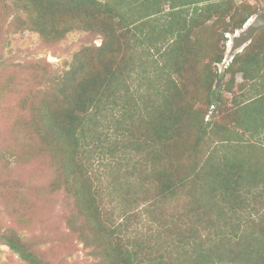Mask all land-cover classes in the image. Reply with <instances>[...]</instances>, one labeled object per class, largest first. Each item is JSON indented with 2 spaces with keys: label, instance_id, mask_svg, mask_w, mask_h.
Returning <instances> with one entry per match:
<instances>
[{
  "label": "trees",
  "instance_id": "trees-1",
  "mask_svg": "<svg viewBox=\"0 0 264 264\" xmlns=\"http://www.w3.org/2000/svg\"><path fill=\"white\" fill-rule=\"evenodd\" d=\"M121 5L136 17H124ZM9 11L15 30L38 33L46 46L72 30L101 35L102 42L75 53L61 73L37 61L9 68L0 58V161L7 156L41 166L48 174L43 200L49 205L60 198L62 204L54 223L47 216L53 234L50 246L40 250L47 235L18 233L41 221L32 216L38 205L15 192L8 200L15 207L7 205L15 226L0 233V245L25 264H61L54 243L67 251L73 239L90 248L95 264H264V232L256 225L264 211L249 222L239 213L264 198V140L237 146L229 133L231 124L250 138L264 129V28L217 72L224 35L242 29L255 10L234 9L227 0H0V18ZM2 28L0 23V33ZM135 73L144 92L131 89ZM236 73L243 81L237 90L257 79L260 90L248 104L235 103L224 126L221 92H232ZM112 121L121 139L108 147L99 128ZM213 135L218 148L235 149L231 158L224 149L229 160L222 164L215 161L218 148L210 146ZM105 147L119 149L120 157L110 154L118 170L104 184L93 157ZM141 152L151 170L139 161L140 168H124L120 182L122 165ZM0 180L12 196L13 180ZM179 192L189 208L172 222L155 202Z\"/></svg>",
  "mask_w": 264,
  "mask_h": 264
},
{
  "label": "rangeland",
  "instance_id": "rangeland-1",
  "mask_svg": "<svg viewBox=\"0 0 264 264\" xmlns=\"http://www.w3.org/2000/svg\"><path fill=\"white\" fill-rule=\"evenodd\" d=\"M230 1L231 5L236 8H240L241 6L248 5L250 6L253 10H255L256 14H254L252 17L264 12V0H227ZM204 3H200L202 6ZM121 11L122 13H125L124 17H131L132 19L136 17L135 10H132V13H127L126 14V7L121 5ZM168 6L164 7V11H166ZM130 10V9H129ZM13 19V14L9 11L6 14V17H1L0 18V23H2V29L0 33V58L2 61L5 62V66L12 68L11 66L14 64H23V63H28V62H45L51 66L52 70H55L56 73H61L65 72L70 68V64L73 60V56L75 53L79 52L83 47H89V46H100L102 42V37L101 35H96L94 36L92 33L89 31H80V30H72L69 31L68 33L65 34V36L56 44L52 46H46L41 37L39 36L38 33L32 32L30 30H15L14 27L11 25V20ZM225 22L229 21V18L226 16L225 17ZM211 24L209 22L203 24L202 28L206 29L208 26ZM228 28L231 27L230 23H227ZM244 27V26H243ZM242 27V29H243ZM242 29L235 31L233 34L232 33H226L224 37L226 38L225 40V54H224V59L222 63L217 65V72L219 74H222L224 68L227 66L228 62L230 61L231 57L235 54L240 52L246 45H244L240 50L235 51L233 53H229L230 47L228 44L231 43V40L233 36L238 34ZM144 47V46H143ZM145 48V47H144ZM137 52H140L141 49L135 48ZM149 51L155 54V49L154 48H149ZM157 59L158 56L155 55L153 56L152 59ZM134 76V81L131 82V89L137 90L144 92V83L141 81V77L137 76V74H133ZM228 78V75L227 77ZM235 83L233 86L232 92H221V97L224 101L223 105L221 106L222 114H224L226 117H222L223 115L221 114V124L225 126L226 119L230 117V114L236 110L235 103H241V105L248 104L251 102V97L257 93L260 89L257 86V83L259 84L260 80L257 79V82L250 83L249 81L244 82V88L243 90H237V84L243 83L242 79L240 78V73H236L234 76ZM264 83V80L262 81ZM219 85H221V81H217L215 88H218ZM140 100H138L139 102ZM141 103V102H140ZM215 104V103H214ZM3 106H7L6 103L3 104ZM252 110L249 113H252ZM9 110H4V114L6 115ZM120 115V113L117 114V116ZM214 115V114H213ZM215 119L219 117L218 115H214ZM120 118V116L118 117ZM208 119V117H206ZM218 119V118H217ZM229 128L232 129L230 130L229 133H231V137L233 140L230 142V144H238L239 146L242 141H245V143L242 144H247V140H250L251 142L254 141H259V140H264V129L259 131V134L257 136H254V138H250L249 134H246L245 132L242 133L241 129L233 126L232 124L229 126ZM100 131L105 133L107 135V140L101 142L105 146L112 145L113 142H119L121 139V131L118 127V124L115 121H112L110 124L108 122L104 123L102 122L101 127L99 128ZM219 133V134H218ZM222 131H217L218 135H213L211 136L210 139V146L211 147H219L222 144L221 143H215L216 139L219 138L221 135ZM238 140V141H236ZM218 140H216L217 142ZM262 143V141H260ZM102 146V145H101ZM234 146V145H233ZM236 146V145H235ZM241 146V145H240ZM108 147H105L106 150L102 154H97L98 151L94 154V166L96 167V170L101 173L99 176L102 179V182L105 184L107 180H111V173L115 172L118 170V168H115V164L113 163V159L110 157L111 153H114V157L116 161L119 160L120 157V152L119 149L117 150H110L108 151ZM94 148V146H93ZM102 148V147H101ZM103 148V149H105ZM242 151L244 150L243 147ZM99 149V148H97ZM224 149H229V152L227 153V158H231L233 156L235 149L231 147H226ZM224 149L218 148V154L215 155V161L220 160L221 164L223 162H226L227 159L224 156ZM100 156L102 158H105L103 161L104 163H101L98 161L100 160ZM144 154L137 153L135 155H131L128 160H126V163L122 165L121 169L117 173V177L120 179V182L124 180L122 177L124 168L126 169H131L132 165L135 164L137 168L142 167V164L139 163H145L144 166L147 168V171L151 170V167H149L148 162H144L142 157ZM226 158L225 161H223V158ZM142 159V160H141ZM102 161V162H103ZM136 161V163H135ZM106 162V163H105ZM110 162V167H108V164ZM139 163V164H138ZM105 164V165H104ZM182 164V161L181 163ZM220 164V165H221ZM5 166H7L6 171L4 170ZM41 166H28L24 162H15L11 157H5V159L0 161V177H5V179H12L13 182L11 181V187L10 190L12 191V196L7 193V191L2 188L3 184H1L0 180V233H4V230L9 229L10 227H14L15 224L12 223L10 220V217L7 212V205L10 206V209L14 208L15 206L12 205L10 201H8L11 197H16V193H20V191L23 192L25 198L28 200V198L33 202L38 205L37 209H31L32 212H30L35 217L37 220L41 218V221H34V224L31 225V227L28 228H20L18 230V233L24 237H31L32 235L38 236L41 234L47 235L46 237V243H43L39 246L40 250H44L47 247L50 246L49 239H51L53 231L52 228L47 227L46 221H47V216H49L48 222L51 219L53 220V223L56 221L57 215H62V204L60 203V198L56 201L54 199V204L50 202H46L47 200H43L44 196L43 194H46L43 192L44 186L47 184V172L43 170H40ZM11 170V172L9 171ZM14 173L15 176H14ZM146 175V173H144ZM17 184H19L18 187ZM22 186V189L20 187ZM105 186V185H104ZM148 186V184L146 185ZM149 188V187H148ZM22 194V193H21ZM41 195V196H40ZM47 195V194H46ZM264 195V194H263ZM28 197V198H27ZM48 197V196H46ZM50 197V196H49ZM39 198V200H38ZM51 199V197L49 198ZM52 200V199H51ZM261 203H256L253 204V202L250 203V206L244 208L243 210L240 209L239 213L243 216L244 220L247 222L251 220H256L258 218L257 214H255L257 211L263 212L264 211V198L260 199ZM107 201V198H105V202ZM218 205L221 204V201L219 198H217ZM184 198L182 197L181 192L176 194L174 197L167 196L166 198L164 195H159L155 205L157 206L156 208L161 211L162 213L166 214V218L171 220L172 222L178 221V217L182 215V213L189 208L187 205V202L184 203ZM108 204V203H107ZM149 202L141 204L140 206H146L148 205ZM253 204V205H252ZM114 204H108V206H111ZM252 205V206H251ZM18 208V207H16ZM253 208V209H252ZM156 210V211H158ZM41 213V214H40ZM117 213V212H116ZM143 213V212H142ZM262 216V213H260ZM262 222L261 224H256L257 227L261 228V231L264 232V215L261 217ZM183 221V218H181ZM260 221V220H259ZM60 230L66 231L65 224L63 222H60V224L57 225ZM144 224H142V227ZM182 228H185L182 226ZM145 231V229H143ZM162 237V236H160ZM57 244H59V249L55 250L56 252V259L61 260L62 258L64 259L61 264H95L97 262V258H94L91 255V250L90 248L84 247L83 243L80 242V240L73 239L70 241L69 246L66 247L67 251L62 250V244H60L58 241H55L54 243V248L55 245L57 247ZM0 264H25L23 261L17 258L14 254H12L9 249L4 246L0 245ZM220 264H242L239 262L236 263H229V262H223Z\"/></svg>",
  "mask_w": 264,
  "mask_h": 264
},
{
  "label": "water",
  "instance_id": "water-1",
  "mask_svg": "<svg viewBox=\"0 0 264 264\" xmlns=\"http://www.w3.org/2000/svg\"><path fill=\"white\" fill-rule=\"evenodd\" d=\"M250 19H252L250 24L245 28L243 27V29L238 34L233 36L230 43V54L240 50V48L253 39L258 31L264 28V12L251 17Z\"/></svg>",
  "mask_w": 264,
  "mask_h": 264
},
{
  "label": "bare ground",
  "instance_id": "bare-ground-1",
  "mask_svg": "<svg viewBox=\"0 0 264 264\" xmlns=\"http://www.w3.org/2000/svg\"><path fill=\"white\" fill-rule=\"evenodd\" d=\"M251 21H252V19H249V20L246 22V24L244 25V28L247 27V26L250 24ZM228 46L230 47V44H228Z\"/></svg>",
  "mask_w": 264,
  "mask_h": 264
}]
</instances>
